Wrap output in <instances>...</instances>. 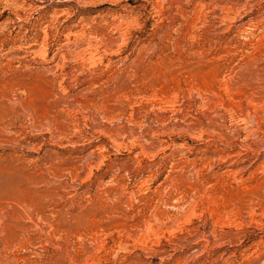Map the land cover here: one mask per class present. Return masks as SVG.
Segmentation results:
<instances>
[{
  "label": "rangeland",
  "instance_id": "rangeland-1",
  "mask_svg": "<svg viewBox=\"0 0 264 264\" xmlns=\"http://www.w3.org/2000/svg\"><path fill=\"white\" fill-rule=\"evenodd\" d=\"M0 264H264V0H0Z\"/></svg>",
  "mask_w": 264,
  "mask_h": 264
}]
</instances>
